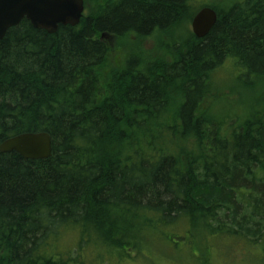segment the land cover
Returning a JSON list of instances; mask_svg holds the SVG:
<instances>
[{
	"label": "trees",
	"instance_id": "16d2710c",
	"mask_svg": "<svg viewBox=\"0 0 264 264\" xmlns=\"http://www.w3.org/2000/svg\"><path fill=\"white\" fill-rule=\"evenodd\" d=\"M203 2L84 0L76 27L8 30L0 145L47 133L52 156L0 153V264H264V0Z\"/></svg>",
	"mask_w": 264,
	"mask_h": 264
},
{
	"label": "water",
	"instance_id": "95a60500",
	"mask_svg": "<svg viewBox=\"0 0 264 264\" xmlns=\"http://www.w3.org/2000/svg\"><path fill=\"white\" fill-rule=\"evenodd\" d=\"M84 0H0V41L8 30L27 20L38 30L56 34L59 26L76 27L84 15ZM210 7L202 8L193 18L191 29L204 38L217 23ZM16 152L26 160H46L52 156V141L47 133H26L4 141L0 153Z\"/></svg>",
	"mask_w": 264,
	"mask_h": 264
},
{
	"label": "rangeland",
	"instance_id": "374dc122",
	"mask_svg": "<svg viewBox=\"0 0 264 264\" xmlns=\"http://www.w3.org/2000/svg\"><path fill=\"white\" fill-rule=\"evenodd\" d=\"M196 1V4H197V7H200V5H202V3H205L203 2V0H195ZM206 3H213V4H216V3H220L219 1L220 0H205ZM150 49V48H148ZM239 92L241 94V96L243 97V102L245 104H252L255 100V96L253 94V92L251 90H247V89H239ZM184 244H181V246H183ZM180 246V247H181ZM169 249V248H167ZM169 252V251H168ZM155 256L156 258L159 260V261H162V262H165V261H168L166 262L165 264H184V261L182 260V255H174V256H166L163 254V252H156L155 253ZM232 259V258H231ZM232 263V262H231ZM124 264H147L146 263V259L145 258H141L137 261H134V262H126ZM220 264H225L224 262L223 263H220Z\"/></svg>",
	"mask_w": 264,
	"mask_h": 264
}]
</instances>
